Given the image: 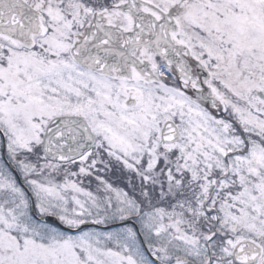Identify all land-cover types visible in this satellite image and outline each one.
I'll use <instances>...</instances> for the list:
<instances>
[{
    "label": "flooded vegetation",
    "instance_id": "1",
    "mask_svg": "<svg viewBox=\"0 0 264 264\" xmlns=\"http://www.w3.org/2000/svg\"><path fill=\"white\" fill-rule=\"evenodd\" d=\"M99 3L104 8L101 16L108 24L126 31L133 28L128 14L114 10L104 0ZM232 4L239 7L241 3L233 0ZM60 5L64 7L49 9L48 3L42 1L41 7H35L41 15L43 30L31 34L29 46L0 34V144L39 145L52 119L80 116L96 136L95 145L81 159L131 157V152L115 147L121 144L116 138L123 134L141 141L145 133L158 136L161 125L146 124L144 119L131 120L129 114L144 107L146 89L156 92L158 99L162 87L173 80L180 83L181 92L189 100L191 159L203 160L211 154L210 121H216L218 126L230 124L236 133H241L237 93L248 89L250 94L254 91L258 94L262 83L256 77L253 81L247 79L248 72L242 71L240 61L229 65L239 60L237 57L216 56L209 51L200 55L193 50L189 31L182 24L188 21L185 9L176 4L166 8L163 17L158 14L155 17L167 24L176 22L177 30L170 31V37L190 69L187 80L176 73L164 56L143 46L132 52L137 66L125 61L112 65L106 72L83 67L72 48L88 22L86 18L83 20L85 8L81 0L75 3L62 0ZM204 5L205 13L217 16L228 6L225 1L213 3V0H205ZM213 21L215 25L217 21ZM219 43L228 44L224 40ZM167 87L164 90L170 89ZM254 99L252 95L249 103H254ZM255 106L264 108L263 103L257 102ZM259 130L264 134V129ZM261 138L253 135L242 137L243 142L238 140L244 145L241 153L245 156L240 165L235 162L234 167H203L200 172L189 174V228L196 225L202 237L215 239L221 222L233 218L235 223L250 221L260 225L253 229L257 237L264 238V139Z\"/></svg>",
    "mask_w": 264,
    "mask_h": 264
},
{
    "label": "rangeland",
    "instance_id": "2",
    "mask_svg": "<svg viewBox=\"0 0 264 264\" xmlns=\"http://www.w3.org/2000/svg\"><path fill=\"white\" fill-rule=\"evenodd\" d=\"M29 1L39 6L43 0ZM48 1L50 9L58 8L59 0ZM152 1L169 5L175 2L187 3L182 6L190 12L187 16L191 22L185 23L183 27L189 29L193 37L199 41L200 46L195 51L201 55L202 48H206L212 54L232 55L239 59L251 57L247 68H256L258 80L264 81V20L260 22L263 19L260 14L264 13V0H254L258 8H254L253 0H247L250 9L253 8V14L246 15L241 11L232 20V16H227L230 11L226 10L224 17L227 19L226 25L230 26L223 28H220L219 23V27H215L211 14L205 13L203 5L205 0ZM259 26L263 29L260 33L257 29ZM219 39L228 41L229 45L237 50L225 53L219 46ZM239 44L241 47H237ZM164 94L166 95L161 98V121L166 117H174L181 126L184 135L182 141L172 147H165L152 140L145 145L144 159L123 160L125 167L131 169H126L130 175L128 178L130 190L135 192L139 174L146 184L159 189L160 200L171 198L170 194L181 191L182 186L187 183L190 168V160L185 153L189 102L173 91ZM244 95L242 93L241 96ZM257 101L255 99L254 103ZM251 108L254 109L253 116L248 113L249 106L242 107V124L249 123L250 127L254 124L257 126L259 123L264 124L262 119L264 108L263 110L256 108L255 104ZM261 127L264 129V125ZM224 133L227 135L225 141L237 137L231 133ZM136 147L130 146L131 149H137ZM6 149H10L9 159L11 158L18 166L24 182L33 188L39 215L48 213L59 216L64 221L60 220L69 224L71 228L84 223L107 225L128 218L133 219L143 232L151 253L154 254L155 249H161L162 256L168 259L167 262L172 261V264H188L189 261L196 264L209 263L206 245L208 240L197 233L196 227L194 230L186 229L187 220L185 213L179 209L180 205L176 204L175 208L152 205L149 195L140 191L138 195L145 201V206L142 207L141 201L138 202L123 188L115 186L99 174L105 173L104 169L99 172L101 169L99 163L108 164V161L96 159L81 161L78 168H83L88 173H97L95 177L90 175L93 180L87 178L88 180L84 181L78 175V170L73 172L68 167L45 163L42 159L31 160L26 156L31 149L29 143L8 144ZM227 151L228 149L223 148L219 150L222 153L221 161ZM29 204L30 200L25 192L16 186L15 177L3 163H0V264H154L144 253L131 225L118 226L110 230L87 228L83 231L65 233L55 227L32 221L28 217ZM228 220L235 224V229L232 226L230 230V234L235 230V239L226 241L218 259L213 260L212 264H232L231 248L238 240L245 238L251 227H256L243 224L239 228L240 225L236 224L233 218ZM155 233L159 234V237H164L159 244L158 236H154L153 239ZM174 250L180 252L175 260L174 257L171 258ZM259 264H264V257Z\"/></svg>",
    "mask_w": 264,
    "mask_h": 264
},
{
    "label": "water",
    "instance_id": "3",
    "mask_svg": "<svg viewBox=\"0 0 264 264\" xmlns=\"http://www.w3.org/2000/svg\"><path fill=\"white\" fill-rule=\"evenodd\" d=\"M134 5L135 8L140 7V2L136 0H128L122 7ZM135 19L134 31L125 34H116L109 28L97 21L96 18L92 21L89 27L85 29L84 36L78 44V56L82 63L90 68L97 69L99 66H104L106 63H111L123 56L130 55L133 48L137 45H145L156 52L174 61L179 68V72L184 76L185 73L180 69V60L175 56V49L166 30L152 19L144 17L143 14L131 12ZM38 19L35 12L22 0H0V32L18 35V39L29 35V27L37 25ZM149 32V34H147ZM164 141L177 140V131L173 124H166L163 130ZM49 143V146L44 145V153L53 160L69 161V158L78 156L84 151H70L67 148L69 144L64 142ZM68 153L69 158H62L63 153ZM41 221L57 225L63 229L59 220L54 216L45 215L40 218ZM87 226V225H85ZM114 225L106 226L110 228ZM260 255V249L250 241H242L238 243L233 251V258L241 264H251Z\"/></svg>",
    "mask_w": 264,
    "mask_h": 264
}]
</instances>
